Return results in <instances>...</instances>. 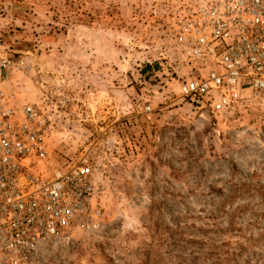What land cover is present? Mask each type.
I'll return each mask as SVG.
<instances>
[{
	"label": "rangeland",
	"instance_id": "374dc122",
	"mask_svg": "<svg viewBox=\"0 0 264 264\" xmlns=\"http://www.w3.org/2000/svg\"><path fill=\"white\" fill-rule=\"evenodd\" d=\"M177 2L0 0V59L26 62L7 93L45 115L54 164L86 155L100 189L101 216L35 264H264V101L180 98L207 68L175 50Z\"/></svg>",
	"mask_w": 264,
	"mask_h": 264
},
{
	"label": "built area",
	"instance_id": "2783aa9c",
	"mask_svg": "<svg viewBox=\"0 0 264 264\" xmlns=\"http://www.w3.org/2000/svg\"><path fill=\"white\" fill-rule=\"evenodd\" d=\"M172 20L177 54L207 68L178 81L180 98L213 113L264 101V0H178ZM19 67L26 62L0 59V264H35L44 242L101 216L89 158L56 166L45 115L7 93Z\"/></svg>",
	"mask_w": 264,
	"mask_h": 264
},
{
	"label": "trees",
	"instance_id": "16d2710c",
	"mask_svg": "<svg viewBox=\"0 0 264 264\" xmlns=\"http://www.w3.org/2000/svg\"><path fill=\"white\" fill-rule=\"evenodd\" d=\"M150 69V66H146V69L144 70V72L148 71Z\"/></svg>",
	"mask_w": 264,
	"mask_h": 264
}]
</instances>
